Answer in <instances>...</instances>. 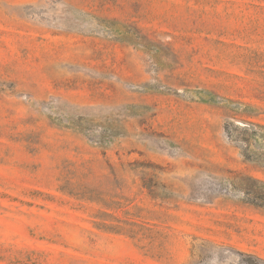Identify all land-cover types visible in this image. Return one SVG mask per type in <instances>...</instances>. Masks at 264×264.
I'll return each mask as SVG.
<instances>
[{
    "label": "rangeland",
    "instance_id": "rangeland-1",
    "mask_svg": "<svg viewBox=\"0 0 264 264\" xmlns=\"http://www.w3.org/2000/svg\"><path fill=\"white\" fill-rule=\"evenodd\" d=\"M0 264H264V0H0Z\"/></svg>",
    "mask_w": 264,
    "mask_h": 264
}]
</instances>
